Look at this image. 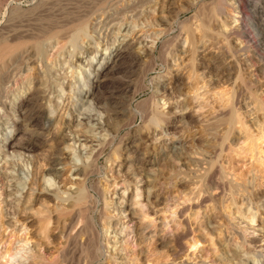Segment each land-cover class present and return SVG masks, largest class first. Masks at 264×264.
Listing matches in <instances>:
<instances>
[{"label":"rangeland","instance_id":"rangeland-1","mask_svg":"<svg viewBox=\"0 0 264 264\" xmlns=\"http://www.w3.org/2000/svg\"><path fill=\"white\" fill-rule=\"evenodd\" d=\"M261 23L264 0H0V255L8 252L7 263L226 264L225 252L232 264H264V185L261 197H250L253 204L237 199L240 215L232 214L235 206L229 215L199 209L188 221L202 238L195 250L185 239L177 238L180 246L168 241L177 219L167 212L183 197L179 188H170L207 169L208 154L198 148L214 136L222 144L217 155L228 152L235 162L220 165V157L214 163L224 168L226 181L251 177L252 168L264 174L248 150L229 152L243 147L238 138L244 131L255 136L264 126V25L256 27ZM29 52L30 61H24ZM34 86L40 89L41 121L53 123L50 136L31 135V152L12 153L6 146L16 134L12 124L19 123L17 103L28 109ZM111 109L118 113L111 124L118 131L104 146L111 136L97 127ZM145 114H155L160 124L150 126ZM238 116L242 128L226 121ZM50 137L62 143L56 155ZM93 148L102 149L96 174L86 181L95 208L89 214L71 211V194L81 182L75 173L89 163ZM181 151L191 162L189 175L172 156ZM32 176L53 198L51 215H34L40 207L33 202L37 188L27 192ZM20 207L31 209L22 214L31 220L26 231L13 215ZM252 215L254 223L248 220ZM45 216L50 222L44 240L32 223Z\"/></svg>","mask_w":264,"mask_h":264},{"label":"bare ground","instance_id":"bare-ground-1","mask_svg":"<svg viewBox=\"0 0 264 264\" xmlns=\"http://www.w3.org/2000/svg\"><path fill=\"white\" fill-rule=\"evenodd\" d=\"M253 12V11H252ZM254 14V13H252ZM247 17V16H246ZM244 20V18H242ZM247 20V19H246ZM11 21V20H10ZM237 21V20H236ZM239 21V20H238ZM250 21V20H249ZM208 22V21H207ZM247 23V22H246ZM252 23V22H251ZM254 24V23H253ZM264 24L261 23V24H258L256 25V27H262ZM206 25H204L202 23V27H205ZM256 29V28H255ZM262 29V28H261ZM257 31V29H256ZM5 34V33H4ZM205 34V33H204ZM190 36V35H189ZM190 38V37H189ZM191 43V42H190ZM123 46H125V44H123ZM127 46V45H126ZM9 52V51H8ZM192 52V51H191ZM12 53V52H11ZM30 55V52L29 54L27 55V58L24 57V61L26 59L27 62L30 61V58H28V56ZM2 56H0L1 58ZM13 56H9L8 59H10L9 62H11L12 64V59ZM21 60V59H20ZM208 60V59H207ZM23 61V62H24ZM214 61V60H212ZM18 63L19 60L17 61ZM102 64V63H101ZM100 64V66H101ZM11 66V65H10ZM9 67V66H8ZM217 68V67H216ZM6 70V69H5ZM213 71V70H212ZM3 74V73H2ZM1 74V75H2ZM82 78V77H80ZM1 81V80H0ZM38 87V86H37ZM34 86V88L32 89V91H30L31 93L28 94L27 96V100H26V103L28 101L29 102V108L26 109V106L24 109H22V103H17V111L19 110V112L21 111L20 116H19V123H13L12 124V129L14 130V132L16 133L15 134V137L10 141V143L7 144V149L8 150H11L12 153H16V152H20L24 155L25 152L29 153L31 152V147L32 145L30 144L29 142V138L31 137V135H39L41 138L42 137H48L50 136V130H51V127H52V121L48 118H44L40 119V89L37 88ZM95 94V93H94ZM90 93L89 96L91 97L90 98V101L94 100L95 99V95ZM43 95V94H42ZM1 98V96H0ZM27 105V107H28ZM0 107L1 108H4V103L1 102V99H0ZM14 111V110H13ZM143 111V110H142ZM12 113V112H11ZM14 113H16L14 111ZM30 113V115L35 114L36 115V120H34V118H28V114ZM143 113V112H142ZM117 112L114 111V109H111V110H106L105 111V117H104V120H102V126H98L97 128H100L102 129V131H104V133L106 134V136H111L110 139H108L107 142H105L104 146L107 144H111L112 140L113 139V136L116 135L117 131H118V128L115 127V125H111L113 123V121H115V119L117 118ZM146 115V114H145ZM148 115V114H147ZM146 115V118L147 119V123L151 126L153 125H159L160 124V120L158 118V116H156L155 114L152 115L150 114V117ZM234 115V114H233ZM232 115V116H233ZM224 116V115H223ZM144 117V116H143ZM40 119V123H38L37 121ZM91 119V118H90ZM87 124H93L92 122H94V125H97L99 124V122H96L97 119H91L89 121L88 118H85ZM242 120V119H241ZM241 120L239 119V116L238 117H235L233 119V117H228L226 119V121L228 122V124L231 126L232 124L231 123H235V124H239L241 126V128L243 126H245ZM89 122V123H88ZM100 125V124H99ZM227 125V124H226ZM261 125V124H260ZM86 126V124H85ZM36 128V129H34ZM246 129V128H245ZM228 132V131H227ZM245 134L242 138H238V140L241 141V144L243 145V147H238L236 150H232L229 151V152H235L237 156L238 153L240 151H244V150H248L251 154H253V156L255 157V160L259 163V166H263L264 165V151H262L259 147V145L261 143H264V126L262 129H259L258 133H256L255 136H251L250 134L247 133V131H244ZM228 134V133H226ZM219 136V134H218ZM226 136V135H225ZM105 137V136H104ZM222 137V136H221ZM51 138V137H50ZM49 138V139H50ZM218 137H212L210 139V141H207V143L204 145L203 144V148H198L200 152H203V153H206L208 154V156H204L207 160V169L204 171V173L202 175H198V176H193L191 177L190 179H188L187 181H184L183 183L179 184L176 186V184L173 186V188H170V189H176V188H179L181 191V193H183V197H181V202L174 204L173 206L169 207L168 208V213L171 214V216L173 215L174 217L172 218H176L177 221H175L173 223V228L175 230V232L171 235V237L169 238L168 241H170L171 243H173L174 246H180L179 243L177 245V238L183 240H187L188 242V245L190 248L192 249H197L198 247V244L200 243V240L202 238L199 237V235H195L194 232H191L190 231V224L188 223L189 219H193L194 216L198 213V210L201 209L202 207L205 208V206L209 207V210L208 211H214V215L217 216L219 213H230V207L232 206H235V211L232 210V214L234 215L235 213L240 215V210H239V207H237L236 203H237V199L239 200V198L241 197H244L243 199H249V201L251 202V199L250 197L252 198V196H258V197H261V195L263 194V191L261 190V187L264 185V174L263 176H257V174L259 173L258 170L255 169H251L248 171L247 174L249 173H252L253 175H251V177L248 176V178H246V176L244 175L242 178H240V181L238 183L236 182H233V181H226V174L222 173L221 170L223 169H217V167H214V163L217 162V159L221 157L219 163L220 165L226 163L228 164V166L233 163L231 161V158H230V155L228 152L227 155L223 156L225 158V160H223V157L220 156V155H217V147H222V144L220 143L219 141V145H217V139ZM223 141H225V137L223 136L221 138ZM61 140V139H60ZM64 140V139H63ZM214 140V142H213ZM59 141V140H58ZM40 142V141H38ZM51 142H53V146H52V150H53V153L58 154L60 152V148L59 146L62 144L60 142H57L56 140L52 139L51 138ZM257 142H259V144H256ZM43 143V142H42ZM41 144V143H40ZM45 144V143H44ZM34 145V144H33ZM48 145V144H47ZM238 145V144H237ZM240 145V143H239ZM238 145V146H239ZM262 145V144H261ZM37 146V145H35ZM42 146V145H41ZM201 146V145H200ZM42 148V147H41ZM51 148V147H50ZM49 148V149H50ZM51 150V149H50ZM62 150V149H61ZM221 150V149H220ZM25 151V152H24ZM185 151V150H184ZM198 151V150H197ZM199 151L197 152V154L199 153ZM92 152V155H91V158H90V161L87 165H83L82 164V168H81V171L75 173L76 175H79V177H81V182L79 183V185H77V189L71 194V203L68 204V208H70L71 211H73V209H76L78 210V212L82 211L83 209V213L86 212V214H89L90 212L92 213V211L94 210L95 208V203L96 202H92L91 200H89L87 198V187H86V181H87V178L92 175V174H96V162L98 160V157L100 156L101 152H102V149L99 148V149H92L91 150ZM196 152V151H195ZM188 153V152H187ZM192 153V151H191ZM191 153H188L191 154ZM201 153V154H203ZM219 153V152H218ZM91 154V153H90ZM114 155V154H113ZM200 155V154H199ZM33 156V155H32ZM30 156V158L32 157ZM172 156L175 157L176 160H178V162H180V166L184 169V174L187 175L188 174V171L186 169V166H191V162L189 161V159L187 158V154L185 152L182 153V151L180 153H174ZM202 156V155H201ZM236 157V156H235ZM241 157V156H240ZM239 159H242L240 158ZM27 158H29L27 156ZM37 158V157H35ZM57 158V157H56ZM234 158V157H233ZM244 159V158H243ZM31 160V159H30ZM58 161V160H57ZM55 161V162H57ZM115 161V159H114ZM192 161V160H191ZM239 161V160H238ZM33 165H32V169H34V160L30 161ZM47 162V161H46ZM201 163V162H200ZM218 163V164H219ZM235 163V162H234ZM233 163V164H234ZM167 163H165V167L166 168V165ZM195 164V163H194ZM199 164V162H198ZM204 164V163H203ZM225 164V165H226ZM54 165V164H53ZM57 165V164H56ZM54 165V171H55V166ZM59 165V164H58ZM201 165V164H200ZM202 166V165H201ZM236 167V166H235ZM169 168V166H168ZM174 169V168H173ZM189 169V168H188ZM197 169V168H196ZM229 169V168H228ZM202 170V169H201ZM260 170H262L260 168ZM33 171V170H32ZM168 171V170H167ZM224 171V170H223ZM35 172V170H34ZM170 172V171H169ZM167 172V173H169ZM200 172V171H199ZM229 172V171H228ZM264 172V171H263ZM49 173H52V170L49 169L48 170V174ZM99 173V172H98ZM226 173V172H225ZM262 173V172H261ZM260 173V175H261ZM246 174V173H244ZM34 175V174H33ZM46 175V174H45ZM50 175V174H49ZM189 175V174H188ZM194 175V174H192ZM225 175V176H224ZM235 175V174H233ZM56 176V175H55ZM230 176V174H229ZM36 177V176H35ZM147 177V176H146ZM149 177V176H148ZM234 177V176H233ZM237 177H240L237 175ZM58 178V177H57ZM158 174L154 176V179L152 180L155 181L156 179H158ZM186 179V178H185ZM236 180V179H235ZM155 184V183H154ZM250 184V185H249ZM74 185V184H73ZM152 185V184H151ZM35 186L37 188V192L36 194L34 195L33 197V202L37 203L40 207V210L34 212V215H38V216H41L42 214H50L52 213V211L50 210V208L48 207V204L52 201L53 198H51L49 195L45 194V193H42L41 190H39L40 188L37 187L38 185L36 184L35 182V179H33V176L31 177V180L29 181V183L27 184V192H33V189L32 187ZM150 186V185H149ZM148 186V187H149ZM171 186V185H170ZM155 187V185H154ZM153 185L152 187L150 186L147 190L151 189V188H154ZM171 192V191H170ZM148 193V192H147ZM28 194V193H27ZM33 194V193H31ZM246 194V197L243 196ZM31 196V195H30ZM248 196V197H247ZM263 197V196H262ZM27 198V195L26 196H23L22 199H25ZM29 199V198H27ZM96 200V199H95ZM179 200V201H180ZM240 201V200H239ZM244 200H241V202H243ZM23 203V202H22ZM32 203V202H31ZM121 203V202H120ZM227 203V204H226ZM240 203V202H239ZM206 204H210L209 206L206 205ZM249 204H253L252 202L249 203ZM114 209L113 210H118L119 206H116V203H114ZM254 208V207H253ZM18 211L16 214H13L15 216V222H18L20 221L21 224L25 227L24 230L26 231L27 228L29 229V227L31 225H29V222L31 220H29V216H22L23 212H27V210H31L29 208H18ZM126 210L123 209V210H120L121 213H126L125 212ZM15 212V211H14ZM31 212V211H30ZM28 212V213H30ZM68 212V211H67ZM32 213V212H31ZM71 213V212H70ZM75 213H77L75 211ZM81 213V219H82V216H84V214ZM6 214V213H5ZM68 214V213H67ZM28 215V214H27ZM30 215V214H29ZM33 215V214H32ZM51 215V214H50ZM118 215V213L116 214ZM198 215V214H197ZM229 215V214H228ZM79 216V217H80ZM119 217H121L122 215H118ZM170 216V215H169ZM211 216V215H210ZM33 217V216H32ZM43 217V216H42ZM72 217V216H71ZM88 215L85 217L86 220L89 222L91 221V224L93 223V219L92 217H88ZM117 217V216H116ZM185 217H188V218H185ZM213 217V216H212ZM210 217V220L208 222V231L210 232V234L212 233H216V227L215 226H212L211 223H213V218ZM229 217V216H228ZM227 217V218H228ZM242 217V216H241ZM31 218V217H30ZM45 219L42 221V222H34L32 223V226L34 225L35 226V231L38 233V235L40 236H43L44 240L47 238V226L49 224V220L50 218L49 217H44ZM84 218V219H85ZM206 218V217H205ZM215 218V217H214ZM218 219L221 218V217H217ZM40 219V218H39ZM38 219V220H39ZM73 218H71L70 221H72ZM101 219V218H100ZM242 219V218H241ZM41 220V219H40ZM53 220V219H52ZM80 220V219H79ZM83 220V219H82ZM175 220V219H174ZM221 220V219H220ZM224 220V219H223ZM248 220L252 223H254L253 221V215L250 216V218H248ZM7 221H10V220H7ZM68 221V220H67ZM33 222V221H32ZM79 222V221H78ZM221 222V221H220ZM227 222V221H226ZM238 222V221H237ZM245 222V221H244ZM12 223V222H11ZM77 223V222H76ZM75 223V224H76ZM250 223V224H251ZM9 224V222H8ZM89 224V223H88ZM90 224V225H91ZM226 224V223H225ZM236 224V223H235ZM217 225V224H216ZM230 225V224H229ZM228 225V227H229ZM232 225V224H231ZM230 225V226H231ZM11 225H9L10 227ZM223 226V225H222ZM221 226V227H222ZM226 226V225H225ZM240 226V225H239ZM238 226V227H239ZM246 226V225H245ZM227 227V226H226ZM237 227V226H236ZM230 228V227H229ZM232 228V227H231ZM230 228V229H231ZM220 229V228H219ZM226 229V228H225ZM32 230V229H31ZM23 231V229H22ZM50 231V230H49ZM218 231V230H217ZM255 231V230H253ZM35 232V233H36ZM190 232V233H189ZM220 232V231H219ZM231 232V231H230ZM208 233V232H207ZM226 233H227V230H226ZM237 233V232H236ZM77 234V233H75ZM209 234V233H208ZM225 234V233H224ZM31 235V234H30ZM33 235V234H32ZM214 235V234H213ZM81 236V235H80ZM190 236V237H189ZM211 236V235H210ZM236 236V235H234ZM37 237V236H36ZM226 237V236H225ZM42 238V237H41ZM50 238V237H49ZM42 239V240H43ZM48 239V238H47ZM87 239V238H86ZM224 239V238H223ZM254 239V238H253ZM253 239H249L248 241L250 243H254L255 240ZM50 240V239H49ZM224 241V240H223ZM262 241H264V238L262 239ZM45 242V241H44ZM90 242V241H89ZM226 242V240H225ZM42 243V242H41ZM47 243V242H46ZM98 243V242H97ZM218 243V242H217ZM51 244V242H50ZM93 243H91L92 245ZM187 244V243H186ZM219 244V243H218ZM38 245V243H37ZM42 245V244H41ZM44 245V244H43ZM88 245V244H87ZM221 245V244H220ZM76 246V245H75ZM98 246V249H99V245ZM42 247V246H41ZM79 247V246H78ZM94 247V245H93ZM92 247V248H93ZM182 247V246H181ZM231 247V246H230ZM44 248V247H43ZM105 248V247H104ZM243 248V247H242ZM106 249V248H105ZM104 249V250H105ZM176 249V248H175ZM45 250V248H44ZM100 250V249H99ZM223 250V249H222ZM97 251V250H96ZM180 251V250H179ZM182 251V250H181ZM106 252V250L104 251ZM102 251V253H104ZM174 252V251H173ZM200 252V251H199ZM204 253V251H202ZM182 253V252H181ZM184 253V252H183ZM233 253V252H232ZM255 253V252H254ZM90 254V252H89ZM99 254V253H98ZM111 254V253H110ZM206 254V253H205ZM204 254V255H205ZM222 254V261H224L226 264H232V259L231 257L227 256V254L225 252H221ZM257 254V253H256ZM174 255V254H173ZM202 255V254H201ZM203 255V256H204ZM232 255V254H231ZM79 256V255H78ZM87 256V255H86ZM172 256V255H171ZM188 256V255H187ZM187 256H186V259H187ZM206 256V255H205ZM91 257V256H90ZM0 261L4 262L5 264H8L7 263V260L9 259V254L8 252H4L3 254L0 255ZM61 259V258H60ZM83 259V258H82ZM81 259V260H82ZM87 259V258H85ZM78 262H79V259H77ZM76 260V261H77ZM185 260V259H184ZM72 261V260H71ZM191 261V260H190ZM65 262V261H64ZM88 262V261H87ZM223 262V263H224ZM71 263V262H70ZM69 263V264H70ZM83 263V262H82ZM187 263V261H186ZM63 264V263H62ZM76 264V263H74ZM79 264V263H78ZM188 264H189V261H188Z\"/></svg>","mask_w":264,"mask_h":264}]
</instances>
